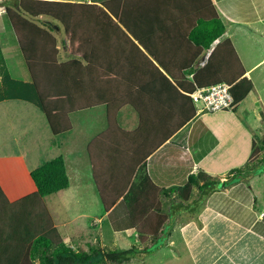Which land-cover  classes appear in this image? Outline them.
<instances>
[{"label":"crops","instance_id":"obj_1","mask_svg":"<svg viewBox=\"0 0 264 264\" xmlns=\"http://www.w3.org/2000/svg\"><path fill=\"white\" fill-rule=\"evenodd\" d=\"M43 1L83 3L89 0ZM210 1L225 31L209 49L202 48L199 52L193 40L203 35L208 27L207 19L213 18V10L205 0H125L123 9L120 6L114 10L123 17L136 37L130 39L156 68L152 65L135 66L142 62L140 56L130 43L121 39L102 40L100 49L95 50L91 57L100 63H135V77L147 79L139 85L142 87L132 91L135 106H123L117 115L118 126L124 131L137 132V137L120 140L112 146L111 142L116 137L107 135V139L103 137L99 145L91 147V154L97 159V173L105 184L114 170L125 166L130 168L135 159H143L131 176L129 185L134 186L131 197L123 203V197L120 198L108 211L99 210L98 217L90 208L91 199L82 192L87 186L96 191L87 148L97 135L106 131L105 107L70 114L72 130L67 134L71 135L76 129L81 134L54 136L36 106L21 99H12L9 95L16 88H19L20 95L26 92L25 85L30 83L28 72L21 82L8 80L0 74V81L3 76L5 84L2 89L5 94L0 97V131L3 123L7 136L0 141L3 149L0 152V188L8 203H18L12 211L14 214L8 213L9 216L19 214L29 219L37 215L38 201L30 198L36 192L30 171L62 156L69 187L44 197L42 202L62 240L71 248L88 250L97 244L98 247L116 249L118 240L123 239L117 236L120 233L136 238V247H141L135 228L129 224V216L139 217V222L143 220V230H153L151 224L156 217L138 214L142 207L151 204V208H162L164 212L160 214L164 216V240L158 248L144 255L136 254L126 264H264L263 174L258 173L248 183L217 190L205 199L197 213H187L184 207L167 205V200L158 202L154 197L151 202L147 200V192L153 190L152 184L160 189L181 187L190 175L206 173L222 177L230 169L242 167L252 153L253 142L264 137L261 131V126L264 127V85L254 84L251 77L257 66L264 65V55L251 57L248 53V48L253 51L255 46L264 42V0ZM44 21L54 30L60 61H67L69 54L61 52L58 40L60 27ZM225 40L232 44L252 89L235 110L199 114L196 105L185 98L187 94L184 92L183 104V99L163 76L172 84L171 77L174 76L184 75L190 81L192 73L205 66L215 46ZM65 45L66 42L63 43ZM66 47L68 49V45ZM242 54L245 61L251 62L248 66H245ZM259 75H262L264 84V71ZM107 88L103 86L101 91L106 92ZM15 111L27 116L19 117ZM81 114L85 120H81ZM97 126L99 128L95 130ZM174 126L178 128L174 130ZM88 130L94 136L83 137L89 133ZM152 146L154 150L149 152ZM79 151H85L87 161L77 155ZM114 157L127 160L118 164L113 162ZM82 164L88 171L89 183L82 182L79 177L84 171ZM70 176L77 178L76 181L72 183ZM98 200L102 206L99 196ZM174 206L175 209L172 208ZM30 214L34 216L30 217ZM2 215L6 216L7 212ZM82 220L86 222L85 227L79 225ZM6 221L0 225V264H20L17 261L26 252L28 239L27 234L20 230L24 223H15L11 232L6 227L12 226ZM95 224L99 225L97 234L91 232ZM104 228L112 236L108 242Z\"/></svg>","mask_w":264,"mask_h":264},{"label":"trees","instance_id":"obj_2","mask_svg":"<svg viewBox=\"0 0 264 264\" xmlns=\"http://www.w3.org/2000/svg\"><path fill=\"white\" fill-rule=\"evenodd\" d=\"M124 2L125 0H89L83 3L43 0L0 2V8L11 26L30 80V83L25 85L26 92L23 91L20 95L19 88H16L13 94L9 93L10 97L36 106L43 113L54 136L72 130L70 114L99 106L105 107L106 131L89 143L87 152L96 191L106 211L110 210L120 198L123 197V203L131 197L134 187L129 185L131 176L137 164L143 159H135L130 168L125 166L120 170H114L107 177L105 184L98 175L97 159L95 160V156L91 154V147L99 145V141L100 143L102 141L100 139L107 135L116 137V140L111 142L112 146L120 140L137 137V132L124 131L118 126L117 115L123 106L132 108L135 106L132 91L142 87L139 85H143V81L147 79L140 80L135 77L137 73L135 63L124 61L100 63L91 60V57L95 50L100 49L102 40L121 39L130 43L140 56L142 62L135 66L139 65L143 68L145 65H152L156 68L143 50H140L130 39H136L135 35L131 33L123 17L114 11L120 6L122 8ZM205 2L213 10V18L207 19L209 23L203 35L193 40L199 49L198 52L202 48L209 49L225 31L211 1L205 0ZM36 20L38 22H35ZM44 20L56 22L62 27L63 36L70 49L67 61H60L54 30ZM140 46L146 54H149L145 46L142 44ZM244 74V68L232 44L229 40H225L215 46L205 66L192 73L190 81L184 75L171 77L173 84L164 76L163 79L169 85H173L174 91L183 99V104L184 92L187 94L185 98L192 104L189 95L194 91L221 83L227 84L230 86L229 92L232 97L230 110H235L252 89L251 81L245 78ZM13 84L17 85L15 82ZM103 86L108 87L106 92L101 91ZM192 113H194L193 109ZM175 128L178 126H174V130ZM152 150L154 146L149 152H153ZM126 160V158L114 157L113 162L120 164L121 161L126 162ZM262 164H264V137L253 142L252 153L244 166L232 168L222 177H213L206 173L190 175L181 187L160 189L152 184L153 190L147 192V200L151 202L150 199L153 197L158 202L167 200V205L184 207V212L187 213H197L208 196L237 183H248ZM30 178L36 187L35 194L30 198L36 199L39 206L37 215L24 219V226L20 229L28 236L25 242L26 252L17 261L20 264H126L136 254L144 255L158 248L160 238L165 236L164 220H162L164 216L160 215L164 214L162 208H151V204H148L142 207L138 214L146 213L156 217L151 224L153 230L152 228L143 230L144 221L139 222V217L134 219L129 216V224L135 228L141 247L132 246L124 250L108 247L73 249L62 240L42 202L44 197L69 187L63 157L57 156L31 170ZM16 204L18 203H8L0 188V225H4L8 220L12 226L6 227L8 230L15 227L16 217L12 211ZM172 208L175 209V206ZM4 212H7L6 216L2 215ZM8 213L13 214L9 216Z\"/></svg>","mask_w":264,"mask_h":264},{"label":"rangeland","instance_id":"obj_3","mask_svg":"<svg viewBox=\"0 0 264 264\" xmlns=\"http://www.w3.org/2000/svg\"><path fill=\"white\" fill-rule=\"evenodd\" d=\"M1 1L2 0H0V2ZM35 22H38V21L36 20ZM53 23L60 27V36H58V40H59V43H60V46H61V52L66 51L69 54L70 49H69V47H68V49L66 47V45H68V42L63 36L62 27L56 22H53ZM64 42H66L65 46H63ZM62 47L64 49L65 48L66 49L64 50ZM248 53H249V55L251 57L252 56L253 57H258L259 55H264V42H263V45L255 46L253 51H251L248 48ZM61 54L63 55V53H61ZM243 58H244V55L242 54V59ZM243 62L245 64V66H248L251 63V62L245 61L244 59H243ZM261 71H264V65H262L261 67L257 66L256 70L252 73V76H251L252 80H253V83L256 84V85H260V86L264 85L263 82H262L263 77H262V75H259V72H261ZM0 74L5 75L8 80H14V81H19V82L23 81L24 78H25V75H27V70H26L25 65L23 63V59H22L20 50H19V48L17 46L14 34L12 32V29H11V26H10L7 18L4 16L1 8H0ZM2 78H3V80L0 81V97L3 95V93L5 94V91L2 90L3 88H5L4 77L2 76ZM6 84H9V83H6ZM17 110H23V109L22 108H18ZM15 112H18V111H15ZM218 112H221V111H218ZM23 115L27 116L26 113L20 114V111L18 112V116L19 117H21ZM39 115H41V114H39ZM84 117L85 116H83V114H81V120H85ZM2 124H1L2 131H0V141H1V139H4L5 137H7V136H5V132L3 131L4 126ZM84 127H85V125L82 123V128H84ZM98 128H99V126H97L95 130H97ZM261 131L264 132V127H262V126H261ZM88 132L89 133L87 135H83V137H92V136H94V135H92L94 133L91 130H88ZM74 134H81V133L76 129V131L74 130V132L71 135H68L66 133V134H63V135H59L58 137H73ZM79 136L81 137L82 135H79ZM1 137H3V138H1ZM1 150H3V149L0 148V152H2ZM84 152L85 151H79V152H77L78 153L77 155L79 157L82 156L87 161L88 159H87L86 155L84 154ZM84 166L85 165L82 164V168H83L84 171L81 173V175H79V177H81V181L82 182L89 183V181H90V180L88 181L89 177H88V175H86V173L88 174V171L85 169ZM88 170H89V168H88ZM262 170H264V166L262 167L261 170L256 171L257 174H255L254 177L257 176L258 173L263 174V177H264V172ZM70 178H71L72 183L75 182L76 179H77L74 176H72V177L70 176ZM72 193H73V190L71 189V194ZM82 194L83 195L86 194V196L88 195V197L91 199L92 205L90 206V208H91V210H94L95 215L98 217L97 212L99 210H102L103 208L99 204V200H98V196H97L98 194L96 193L94 188H91V190H90V186H87V188H85L83 190ZM29 216L31 217L33 215L30 214ZM24 219H25L24 215H19L18 214L16 216V218H15V222L17 223V225H21L22 222L24 221ZM104 223H106V222H104ZM85 224H86V222H83V220H82V222L79 223V225L83 226V227H85ZM87 224L93 225L92 222H88ZM98 229H99V225L95 224V226H92L91 232L97 234L98 233ZM103 233L108 234L107 235L108 237H106V239H105L106 242H108L109 240L112 239L111 238L112 237L111 233H109L105 228L103 229ZM124 235L125 234H123V233L117 234V236L119 238L121 237L123 239L122 240H118V243L116 245V249H118V250L119 249H129L132 246H137L136 245L137 244L136 238H134V237L128 238V237H125ZM163 240H164V238L160 239L159 243L163 242ZM97 247H98V245L96 244V245H93V247H90V248H97ZM108 248L115 249V248H113L111 246L108 247Z\"/></svg>","mask_w":264,"mask_h":264},{"label":"built area","instance_id":"obj_4","mask_svg":"<svg viewBox=\"0 0 264 264\" xmlns=\"http://www.w3.org/2000/svg\"><path fill=\"white\" fill-rule=\"evenodd\" d=\"M230 86L221 83L211 87L196 90L189 95L199 114L215 113L230 110L232 97Z\"/></svg>","mask_w":264,"mask_h":264}]
</instances>
